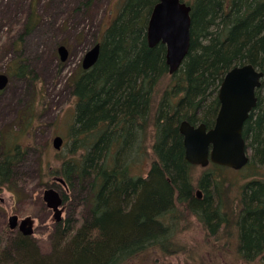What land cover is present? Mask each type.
<instances>
[{
	"label": "trees",
	"instance_id": "16d2710c",
	"mask_svg": "<svg viewBox=\"0 0 264 264\" xmlns=\"http://www.w3.org/2000/svg\"><path fill=\"white\" fill-rule=\"evenodd\" d=\"M156 3L122 0L104 30L97 63L71 82L73 158L62 162L60 172L72 189L75 178L86 185L87 217L73 214L54 223L48 254L33 236L0 229V264H128L154 249L175 253L179 209L194 214L212 235L233 223L242 260L261 257L264 263V180L254 177L242 184L232 203L233 186L219 174L224 167L212 164L194 179L179 131L185 120L214 126L218 91L232 67L251 64L264 72V0L187 1L191 45L173 75L166 47L151 48L147 41ZM36 21L33 12L27 24ZM26 70L17 65L10 74L24 76ZM257 96L243 130L253 176L264 168V78ZM7 140L0 139V187L13 190L21 151ZM149 150L146 175L134 176ZM62 198L68 200L66 193Z\"/></svg>",
	"mask_w": 264,
	"mask_h": 264
},
{
	"label": "rangeland",
	"instance_id": "374dc122",
	"mask_svg": "<svg viewBox=\"0 0 264 264\" xmlns=\"http://www.w3.org/2000/svg\"><path fill=\"white\" fill-rule=\"evenodd\" d=\"M120 3L122 0H0V74L8 76L0 90V139L8 136L7 141L18 144L21 151L13 174L14 189L0 187V229L8 228L11 215L32 216L36 221L33 239L43 253L51 252L50 238L56 228L52 210L43 201L45 189L53 187L68 196L63 221L73 214L88 215V191L83 181L75 178V187L67 183L66 189L56 179H64L62 162L73 158L75 99L71 82L82 70L86 52L102 43L104 30L118 15ZM33 12L34 26L27 24ZM61 45L69 51L64 62L58 53ZM17 65L27 66L24 76L10 74L16 72ZM152 135L147 138L148 149ZM57 136L64 139L61 150L53 147ZM148 154L132 171L134 176L146 175L153 156L151 150ZM211 167H194V179ZM253 170L225 168L219 173L233 186L232 203L242 184L254 177L264 180V168L255 170L259 172L256 176ZM178 215L173 244L178 252L154 249L128 264H264L261 257L249 263L242 260L233 223L212 235L191 212L179 209Z\"/></svg>",
	"mask_w": 264,
	"mask_h": 264
},
{
	"label": "water",
	"instance_id": "95a60500",
	"mask_svg": "<svg viewBox=\"0 0 264 264\" xmlns=\"http://www.w3.org/2000/svg\"><path fill=\"white\" fill-rule=\"evenodd\" d=\"M191 5L182 0H157L147 25L149 47L158 44L166 47V64L170 74H175L187 57L191 45ZM101 52L98 43L87 51L82 67L90 70L97 63ZM60 59H68L66 46L58 48ZM264 72L251 64L232 67L224 76L218 91L220 109L213 127L205 123L191 124L182 121L179 131L183 136L185 159L193 166L207 167L215 164L233 170H241L250 162L247 141L244 137V124L257 107V90L262 85ZM7 83V77L0 75V90ZM63 138L53 139V147L60 150ZM65 183L64 180H59ZM43 200L53 211V219L59 223L63 219L64 208L61 194L54 188H47ZM36 221L32 216L9 217L8 226L24 236L35 234Z\"/></svg>",
	"mask_w": 264,
	"mask_h": 264
},
{
	"label": "flooded vegetation",
	"instance_id": "af4514ba",
	"mask_svg": "<svg viewBox=\"0 0 264 264\" xmlns=\"http://www.w3.org/2000/svg\"><path fill=\"white\" fill-rule=\"evenodd\" d=\"M197 195H198L199 198H201V196H202L201 191L198 190V191H197ZM238 253H239V251H238ZM239 255H240V253H239ZM240 257H241V256H240Z\"/></svg>",
	"mask_w": 264,
	"mask_h": 264
}]
</instances>
